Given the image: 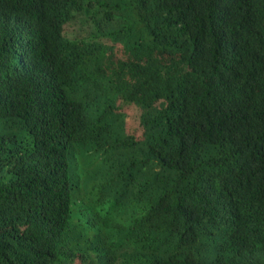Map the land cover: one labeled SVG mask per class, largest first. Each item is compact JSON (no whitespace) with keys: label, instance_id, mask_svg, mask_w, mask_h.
Instances as JSON below:
<instances>
[{"label":"trees","instance_id":"obj_1","mask_svg":"<svg viewBox=\"0 0 264 264\" xmlns=\"http://www.w3.org/2000/svg\"><path fill=\"white\" fill-rule=\"evenodd\" d=\"M0 264H264V0H0Z\"/></svg>","mask_w":264,"mask_h":264},{"label":"rangeland","instance_id":"obj_2","mask_svg":"<svg viewBox=\"0 0 264 264\" xmlns=\"http://www.w3.org/2000/svg\"><path fill=\"white\" fill-rule=\"evenodd\" d=\"M73 27H74V30L76 29V33H77V34L84 33V31H85V27H82V26L79 27L78 25H76V26L73 25ZM91 31H92V29L90 28V29H89V33H90ZM133 123H134V120H130V121H129V124H130V125H132Z\"/></svg>","mask_w":264,"mask_h":264}]
</instances>
